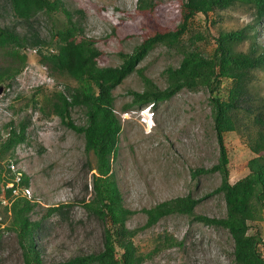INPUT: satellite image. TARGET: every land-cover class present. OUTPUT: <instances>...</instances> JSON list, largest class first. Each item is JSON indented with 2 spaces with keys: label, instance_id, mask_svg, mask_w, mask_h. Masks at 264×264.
<instances>
[{
  "label": "rangeland",
  "instance_id": "rangeland-1",
  "mask_svg": "<svg viewBox=\"0 0 264 264\" xmlns=\"http://www.w3.org/2000/svg\"><path fill=\"white\" fill-rule=\"evenodd\" d=\"M151 1L152 8L140 11L137 0H62L68 9L82 11L80 17H75L83 34L94 40L100 53L99 67H118L123 62L122 56L131 54L148 37L176 29L181 21V0ZM206 19L197 16L190 24L192 32L204 35V40L195 41L203 53L213 49L212 37L217 31L248 26H254V29L248 28L252 37L237 49L248 52L253 46L264 50V19L254 21L249 7L235 5L208 14ZM0 26H13L20 32L23 28L3 0H0ZM34 27L43 39H48L49 23L45 17L38 16ZM191 35H184L186 42ZM23 52L27 56L24 69L11 83H3L0 136L5 137L6 126L18 127L25 123L26 141L12 156L7 154L0 159V166L6 169L7 162L15 160L18 170L27 178L30 195L19 192L10 198L0 195V264H24L9 209L11 202L19 198L34 203L29 218L40 223L35 242L42 264H57L101 249L102 225L83 205L92 196L94 171L90 168L95 160L91 153H86L83 136L62 125L50 112L53 94L75 88L78 83L66 76L52 75L48 67H41L45 65L39 61L38 51L28 48ZM180 60L177 51L157 46L136 69H141L158 88L164 89L167 86L165 69L177 67ZM7 62L8 57L0 51V67ZM251 86L264 99V70L253 74ZM143 89L142 79L133 72L112 92L113 109L120 116L122 129L111 160V173L124 206L134 212L126 222L127 227L136 229L144 225L143 209L185 196L202 199L194 214L224 217L223 194H213L221 184V175L197 174L198 169L207 170L217 164L219 157L208 91L183 89L153 107L148 104L122 112V107L131 102V94ZM147 107H151L149 112H141ZM123 113L128 116L122 118ZM71 119L75 125L83 126L84 110L72 109ZM243 133L230 132L224 137L230 183L246 176L249 164L262 160L250 152L247 132L243 130ZM5 176L10 174L5 172ZM52 207L60 210L50 213ZM253 227L261 238L259 249L264 257V207L261 219ZM164 236L172 237L179 244L152 253ZM134 243L140 253H151L143 264H234L233 242L226 230L196 222L186 215L172 214L160 219L154 226L140 230Z\"/></svg>",
  "mask_w": 264,
  "mask_h": 264
},
{
  "label": "trees",
  "instance_id": "trees-1",
  "mask_svg": "<svg viewBox=\"0 0 264 264\" xmlns=\"http://www.w3.org/2000/svg\"><path fill=\"white\" fill-rule=\"evenodd\" d=\"M12 16L23 25L22 31L15 27L0 26V51L8 57L0 67V84L11 83L24 69L27 56L25 49L36 50L39 61L48 67L52 75H62L78 83L75 88L56 91L50 99V112L57 116L65 127L84 138L85 151L95 160L92 173V196L83 205L86 211L102 225L101 249L98 252L74 256L57 264H143L151 253H140L134 238L140 230L154 226L160 219L180 214L192 220L226 230L233 242L234 264H264L256 232L255 222L261 219L264 207V99L251 86L253 74L264 70V50L258 47L242 52L237 47L252 36L248 28L217 31L214 47L203 53L195 41L204 40V35L192 32L190 24L197 16L206 21L208 14L224 11L235 5L253 10L254 21L264 19V0H181V21L176 29L156 32L145 39L131 54L123 57L118 67H99L100 55L94 40L82 32L80 10L68 9L62 0H3ZM151 0H137V8L145 11L152 8ZM49 23V37L43 39L34 23L38 16ZM191 33L188 42L185 34ZM157 46L175 50L181 55L179 65L167 68L164 75L167 86L158 88L137 64ZM42 49H45L43 51ZM135 72L144 85L142 92H133L131 102L122 107V112L133 107L155 106L172 98L183 89L208 91L211 117L219 149L218 163L210 169L200 168L197 174L217 172L221 184L213 191L223 194L226 213L222 218H210L194 214L202 199L191 196L177 197L143 209L146 221L143 226L129 229L128 218L134 213L127 209L111 173V160L115 156L118 136L122 129L120 116L114 112L113 90L131 73ZM81 108L86 118L83 126L71 119V110ZM43 110V108H42ZM5 137L0 136V159L13 155L16 148L26 141V124L6 126ZM247 132L248 148L262 160L248 165V174L234 183L228 179V155L224 144L225 134ZM1 132V131H0ZM10 161V160H9ZM8 161V162H9ZM7 162V163H8ZM6 169L0 166V195L12 197L3 178ZM11 178V176H10ZM27 178L21 177L20 185L27 186ZM34 203L19 198L11 202L12 227L22 250L24 264H42L35 237L40 223L31 221L29 213ZM59 207L49 208L50 213ZM177 243L164 236L152 253L168 249Z\"/></svg>",
  "mask_w": 264,
  "mask_h": 264
},
{
  "label": "built area",
  "instance_id": "built-area-1",
  "mask_svg": "<svg viewBox=\"0 0 264 264\" xmlns=\"http://www.w3.org/2000/svg\"><path fill=\"white\" fill-rule=\"evenodd\" d=\"M48 80L50 81V79H48ZM150 116H152V114ZM149 119L151 120L150 117H149ZM143 120L145 121L146 119H142V121ZM7 172L9 174L11 173L13 175L12 178L5 177V181H6L5 188L11 190L12 196H16L18 194V192H22V193H25L27 195H30V190L28 188L20 187L21 173L18 170L17 164L14 163L13 161L10 162L7 165ZM3 202H5V199H3Z\"/></svg>",
  "mask_w": 264,
  "mask_h": 264
},
{
  "label": "clouds",
  "instance_id": "clouds-1",
  "mask_svg": "<svg viewBox=\"0 0 264 264\" xmlns=\"http://www.w3.org/2000/svg\"><path fill=\"white\" fill-rule=\"evenodd\" d=\"M41 67H45V66H42V65H41ZM45 69H46V67H45ZM151 107H152V105H151ZM151 107H147V108H146L145 110H143V111L149 110ZM143 111H141V112H143ZM148 112H149V111H148ZM148 112H147V113H148ZM141 114H142V113H141ZM121 116H122V118H125V117L128 116V115H127V113H123V115H121ZM12 161H13L14 163H16L15 160H11V161H9V162L6 164V173H8V172H7V165H8L10 162H12ZM19 172H20V171H19ZM8 174H9V173H8ZM10 176H11V178L13 177V175H12L11 173H10ZM5 177H7V176H5V173H4L3 178L5 179ZM21 177H22V174H21ZM8 178H10V177H8ZM20 187H22V186L20 185ZM22 188H26V187H22ZM19 193H22V192H19ZM19 193H18V194H19ZM18 194H17V195H18ZM17 195H16V196H17ZM12 197H15V196H12Z\"/></svg>",
  "mask_w": 264,
  "mask_h": 264
},
{
  "label": "water",
  "instance_id": "water-1",
  "mask_svg": "<svg viewBox=\"0 0 264 264\" xmlns=\"http://www.w3.org/2000/svg\"><path fill=\"white\" fill-rule=\"evenodd\" d=\"M3 88H4V85H3V84H0V95H1L2 92H3Z\"/></svg>",
  "mask_w": 264,
  "mask_h": 264
},
{
  "label": "bare ground",
  "instance_id": "bare-ground-1",
  "mask_svg": "<svg viewBox=\"0 0 264 264\" xmlns=\"http://www.w3.org/2000/svg\"><path fill=\"white\" fill-rule=\"evenodd\" d=\"M147 111H148V110H147ZM143 113H144V111H143ZM143 113H142V114H143Z\"/></svg>",
  "mask_w": 264,
  "mask_h": 264
}]
</instances>
